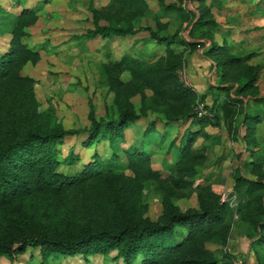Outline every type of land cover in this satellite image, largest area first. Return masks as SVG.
<instances>
[{"label":"trees","instance_id":"16d2710c","mask_svg":"<svg viewBox=\"0 0 264 264\" xmlns=\"http://www.w3.org/2000/svg\"><path fill=\"white\" fill-rule=\"evenodd\" d=\"M52 1L38 0L27 7L23 0H12L14 12L0 5V39L6 40L0 52V258L13 260L27 249H38L39 264L75 256L88 263L92 256L112 252L114 264H230L235 257L226 248L236 222L245 224L252 245L259 248L256 257L264 264V143L258 138L264 115L244 103L247 99L264 104L258 87L264 65L250 63L254 54L237 56L234 47L214 41L218 25L208 0H158L159 11L153 14L146 0L89 6V40L144 31L147 42L164 47V52L147 58L127 53L103 63L102 83L112 95L115 119L97 120L90 105V126L66 130L54 105L40 110L36 81L22 74L26 65L41 60L40 51L25 41L28 29ZM167 15L179 22L172 33L169 22L162 21ZM149 16L154 27H135ZM187 30L189 41L181 37ZM207 41L202 55L218 70V83L199 95L185 83L182 72L186 55ZM208 95L212 103L204 104L205 113L199 116L197 107ZM149 113L161 116L165 124L185 127L176 160L169 159L159 169H153L149 150L153 123L137 146L123 149V163L116 154L127 128ZM240 118L247 174L236 170L224 197L208 179L196 177L208 162L204 143L212 137L206 129L218 127L234 138ZM71 137H79L81 149L107 142L111 158L103 160L94 153L73 173L64 172L61 167L80 164L73 147L60 156L58 146ZM199 140L203 143L197 146ZM149 185L160 197L162 210L156 220L146 216L143 202ZM192 196L196 208L182 211L175 205ZM216 250L223 251L220 260Z\"/></svg>","mask_w":264,"mask_h":264},{"label":"rangeland","instance_id":"374dc122","mask_svg":"<svg viewBox=\"0 0 264 264\" xmlns=\"http://www.w3.org/2000/svg\"><path fill=\"white\" fill-rule=\"evenodd\" d=\"M23 1L27 7H31L38 0ZM146 1L152 14L159 11L158 0ZM163 2L170 4L174 3L175 0H163ZM12 3V0H0L1 6L14 12L17 7ZM108 3L109 0H53L39 13L37 24L28 29L29 36L25 42L30 47L40 51L41 60L34 66L26 65L22 74L30 76L36 81L35 92L40 103V110L44 111L50 104L54 105L57 118L66 130L90 126L88 120L90 105L94 109L97 120L115 119L116 111L112 102V95L107 92V88L102 83L100 66L103 63L117 60L127 53L134 54L131 49L133 46H130L134 40L136 43L140 42L139 46L141 45V48L135 49V53L138 52L139 54L137 56L141 55L147 58L152 54V52H141L146 51L148 44H152L147 42L148 36L144 31H140L132 38L127 36L125 39L97 37L94 40H89L86 38L87 31L92 29L89 6L99 8ZM162 21L169 22V33L177 29L179 24L174 15H167ZM146 25L154 27L152 16L138 21L135 27ZM184 32L186 33V31L181 32V36ZM225 42L227 45L232 43L228 38ZM5 46L6 40L0 39V52L5 50ZM234 54L243 56L239 50ZM200 61L201 58L195 56L191 63H185V67L187 65L186 72L184 71L182 76L186 83H190L189 79L195 80L197 69L203 70L205 68ZM261 63L264 65V59L261 60ZM207 70L208 73H211L213 67L207 68ZM126 77V75L123 76V78ZM214 78L215 82H218V70H215ZM206 85L208 86L210 83L206 82ZM258 87L259 97L264 98V78ZM223 96H220V100ZM212 100L213 96L209 95L208 102L205 101L203 105L210 106ZM132 103L137 110L138 99H133ZM244 103H247L250 110L258 109L264 115V104H255L250 100L245 101V99ZM240 121L241 118L238 120L237 135L234 138L229 136L226 130L212 127L216 130L214 134H209L212 139L206 142L208 162L205 168L198 170L196 177L197 180L208 179L213 183V188L224 197L231 191L232 176L236 170H239L242 175L247 174L245 163L248 161V152L245 150L242 139L244 133ZM150 123H153L154 129L148 136L151 144L149 150L153 152V169H159L162 163H169V159L171 162L176 160L179 151V139L184 132L182 131L183 127L177 124H165L161 116L149 113L146 117L132 123L125 131L124 141L116 144V154L122 163L125 161L123 149L137 146L143 140L144 131ZM258 138L264 143V121L258 128ZM79 140V137L67 138L62 145L58 146L61 157H65L68 149L73 147L74 153L80 158V164L75 167H61L64 172L73 173L81 166V163H86L94 153L103 160L108 161L111 158V148L107 142L103 141L97 146L81 149ZM202 143L199 140L196 145L199 146ZM126 173L128 174V172ZM248 178L252 177L248 176ZM143 202L147 206L146 216L151 220H156L161 214L162 207L159 194L151 185L146 186L143 191ZM175 205L182 211L197 206L194 196L190 199L175 201ZM245 227V224L234 223L233 234L226 251L244 261L245 264H262L255 254L259 248L252 245V239L247 236ZM222 252V250H216V256L219 260L222 257ZM98 260L92 257L91 264H101V258ZM61 261L62 258L54 262L48 260L51 264H85V260L81 257ZM104 261L105 264L112 262L110 257Z\"/></svg>","mask_w":264,"mask_h":264},{"label":"crops","instance_id":"0c3cea01","mask_svg":"<svg viewBox=\"0 0 264 264\" xmlns=\"http://www.w3.org/2000/svg\"><path fill=\"white\" fill-rule=\"evenodd\" d=\"M207 5L211 9L213 17L218 25V31L214 34L213 37L214 41H216L218 44H222V43H226L225 41L228 38L230 41H232V43L229 46L234 47V52L239 50L243 53V56L254 54L250 63L253 65H260V66L263 65L261 63V60L264 59V54H263L264 53L263 51L264 50V0H208ZM181 37L189 41V38L187 39L188 30L186 31V33L184 32ZM125 38L127 37L124 38L119 37V39H125ZM129 38H132V36H130ZM139 43L138 42L136 43V41L134 40L132 41V44H130L131 47L133 46L131 49L134 51L135 55H139L138 52L135 53L136 48H141L140 47L141 45L139 46ZM208 45L209 42L207 41L204 43L203 47L197 49L193 53H189L188 55H186L185 58V63L187 64V62L191 63V61L193 60V58H195V56H199L201 58L200 62L205 66L203 70L197 69L196 70L197 76L195 77V80L189 79L190 83L189 82L187 83L199 95H203L207 92L209 85L207 86L206 82H209L210 85L213 86L218 83L217 81L215 82V78L213 79L216 70L215 66L212 64L211 61H209L207 58H205L202 55L204 49H206ZM141 52L143 53L152 52V53H157L158 55H162L164 52V47L152 43L147 45L146 51L144 50ZM186 67L184 66L182 72L183 74L186 72ZM212 67H213V72L208 73L207 68H212ZM262 78H264V69L260 73L258 86L259 83L262 81ZM208 98L209 95L207 96L205 101L208 102ZM245 101H247V99H245ZM184 130L185 127H183L182 131ZM215 130L216 129L212 127H208L206 129V132L208 134H214ZM204 145H206V143H204ZM230 241L231 239L229 240L228 244L230 243ZM114 256H115V252H112L107 256L110 257L112 261L109 264H114V261L112 260ZM31 257L32 259L30 260ZM76 257H80V256H75L72 258H65V259H74ZM92 257H94L95 260L101 258V264H105L104 259L107 258L100 255H96ZM92 257L88 259L89 260L88 263H86L85 261L84 263L91 264ZM65 259H62L61 262H63V260ZM31 263L33 264L40 263V254L38 249L35 250L27 249L24 254L16 256L13 260H11L8 257L0 258V264H31Z\"/></svg>","mask_w":264,"mask_h":264},{"label":"built area","instance_id":"2783aa9c","mask_svg":"<svg viewBox=\"0 0 264 264\" xmlns=\"http://www.w3.org/2000/svg\"><path fill=\"white\" fill-rule=\"evenodd\" d=\"M186 7L189 9V10H193L192 6L190 4H187ZM183 80H184V77L182 76ZM185 81V80H184ZM186 83V81H185ZM204 105L203 103L199 104L198 105V115L199 116H202L205 111H204ZM235 257V256H234ZM230 264H245L244 261H242L241 259H239L238 257H235L234 259L231 260V263Z\"/></svg>","mask_w":264,"mask_h":264}]
</instances>
